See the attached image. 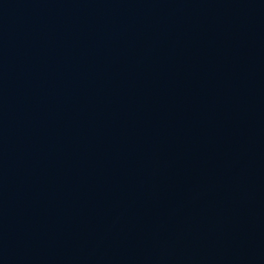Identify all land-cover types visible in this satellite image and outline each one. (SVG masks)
<instances>
[{
    "label": "water",
    "instance_id": "water-1",
    "mask_svg": "<svg viewBox=\"0 0 264 264\" xmlns=\"http://www.w3.org/2000/svg\"><path fill=\"white\" fill-rule=\"evenodd\" d=\"M0 264H264V0H0Z\"/></svg>",
    "mask_w": 264,
    "mask_h": 264
}]
</instances>
